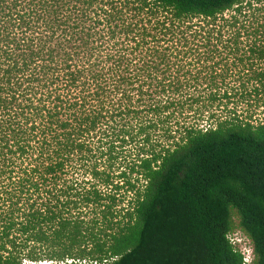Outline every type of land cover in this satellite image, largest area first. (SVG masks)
<instances>
[{
  "label": "trees",
  "instance_id": "1",
  "mask_svg": "<svg viewBox=\"0 0 264 264\" xmlns=\"http://www.w3.org/2000/svg\"><path fill=\"white\" fill-rule=\"evenodd\" d=\"M237 229L264 264V0H0V264H244Z\"/></svg>",
  "mask_w": 264,
  "mask_h": 264
},
{
  "label": "rangeland",
  "instance_id": "2",
  "mask_svg": "<svg viewBox=\"0 0 264 264\" xmlns=\"http://www.w3.org/2000/svg\"><path fill=\"white\" fill-rule=\"evenodd\" d=\"M232 240L244 252H248V253L252 252L251 242L241 230L237 229L235 233L232 234ZM25 264H30V263H25Z\"/></svg>",
  "mask_w": 264,
  "mask_h": 264
},
{
  "label": "built area",
  "instance_id": "3",
  "mask_svg": "<svg viewBox=\"0 0 264 264\" xmlns=\"http://www.w3.org/2000/svg\"><path fill=\"white\" fill-rule=\"evenodd\" d=\"M231 240V242L234 244V245H237L233 242L232 240V235L230 236L229 238ZM241 253L243 254L244 256V264H252V261H253V251L251 253H248V252H244L243 250H241ZM77 262H74L73 260H68L66 262H56V263H51V262H43L42 264H75ZM80 264H87L86 261L80 263ZM90 264H99L97 262H91Z\"/></svg>",
  "mask_w": 264,
  "mask_h": 264
}]
</instances>
